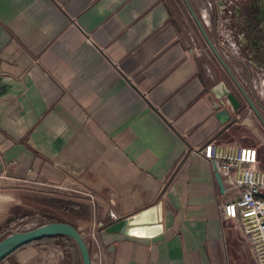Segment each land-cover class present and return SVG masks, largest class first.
Masks as SVG:
<instances>
[{"label":"crops","instance_id":"1","mask_svg":"<svg viewBox=\"0 0 264 264\" xmlns=\"http://www.w3.org/2000/svg\"><path fill=\"white\" fill-rule=\"evenodd\" d=\"M191 2L0 0V77L24 85L0 99V171L87 197L92 214L78 227L92 264H255L222 216L239 191H224L197 152L211 139L240 144L244 124L216 116L235 92ZM199 18L230 65L224 39ZM249 121L262 133L264 121ZM133 217L126 233L120 222ZM80 256L40 243L0 264Z\"/></svg>","mask_w":264,"mask_h":264},{"label":"built area","instance_id":"2","mask_svg":"<svg viewBox=\"0 0 264 264\" xmlns=\"http://www.w3.org/2000/svg\"><path fill=\"white\" fill-rule=\"evenodd\" d=\"M197 1L200 14L209 17L206 5L202 0ZM239 66L241 72L237 75L241 76L236 77L233 72L237 82L233 80L240 96L232 92L234 99L228 96L225 98L224 104L231 113V118L226 123L245 125L249 116H256L264 121V74L246 72L241 65ZM250 93L254 95V99ZM197 152L216 165V171L224 184V191H239L236 199L223 204V219L237 222L250 246L255 264H264V168H260L259 148L241 144L227 145L211 139L199 146ZM11 182L21 181L11 179L4 171H0V185ZM89 196L93 201L94 197ZM90 236L97 242L96 229Z\"/></svg>","mask_w":264,"mask_h":264},{"label":"rangeland","instance_id":"3","mask_svg":"<svg viewBox=\"0 0 264 264\" xmlns=\"http://www.w3.org/2000/svg\"><path fill=\"white\" fill-rule=\"evenodd\" d=\"M191 1L193 7L197 9V7H199V1ZM229 63L236 77L241 76L237 75L238 72H241L239 63L232 60L230 57ZM230 84L234 92L240 96L238 90L236 89L235 82L231 76ZM250 96L254 99V95L250 93ZM249 118L252 121L254 120L258 127L261 126L258 117L249 116ZM260 131H262V133L255 132V130L251 127V122L249 119H247V124L240 126L238 139L240 140L241 145L255 147L260 145V148L258 147L260 160L262 163H264V130L261 129ZM0 194H2L0 195V228L6 230L4 235L10 233L11 230H16L17 228H19L18 231L33 229L37 227L38 223L42 220L45 223L51 222V220L48 218L49 215H56L59 218L68 219L74 222L76 225H79V222H81L82 219H79L78 216H70L64 211L56 210L54 208L56 201L59 199H65L77 203H86V205L90 207V203H88V201L85 199L87 197L79 192L30 182L21 181L1 184ZM90 211L92 214L91 208ZM28 212L31 214L28 217H25L24 214ZM11 219H13L15 222L9 226L8 222ZM70 257L67 259L68 264L73 263V259L70 260Z\"/></svg>","mask_w":264,"mask_h":264},{"label":"flooded vegetation","instance_id":"4","mask_svg":"<svg viewBox=\"0 0 264 264\" xmlns=\"http://www.w3.org/2000/svg\"><path fill=\"white\" fill-rule=\"evenodd\" d=\"M202 1L208 9L211 29L224 39L230 58L246 72L264 74V0ZM193 9L200 16L199 7Z\"/></svg>","mask_w":264,"mask_h":264},{"label":"water","instance_id":"5","mask_svg":"<svg viewBox=\"0 0 264 264\" xmlns=\"http://www.w3.org/2000/svg\"><path fill=\"white\" fill-rule=\"evenodd\" d=\"M190 9L191 12L200 25V28L202 29V32L204 33V36L206 37L209 45L212 47L215 54L220 59L222 65L224 68L230 72L232 78L237 82L235 75L233 72L229 69L227 63L223 59V57L219 54L217 49L214 47L213 42L211 41L206 29L204 28L199 16L193 9L191 5ZM0 99L5 98L8 96H18L24 91V85L15 79L2 76L0 77ZM234 95L232 93H229L228 97L231 99H234ZM249 99V98H248ZM250 101V99H249ZM216 116L220 119V121L225 124L230 118L231 113L230 111L225 108L218 112ZM214 167L216 169V165L214 164ZM217 180L224 190V184L222 181V178L220 174L216 173ZM160 209V207H158ZM161 220V217H159V220ZM139 218L133 217L131 219H128L126 221L120 222L122 227L124 226V230L127 233L129 230L128 228H131L133 226L139 225ZM56 235H63L72 238L79 246L80 255L82 264H92V256L90 253L89 245L85 241L84 237L81 234V231L78 228H75L73 225L67 222H46L44 225L35 227L33 229H28L25 231H15L11 230L10 233L2 236L0 238V262L3 261L6 257H8L10 254H12L14 251L19 249L20 247L27 245L28 243L34 242L39 239H43L46 237L56 236Z\"/></svg>","mask_w":264,"mask_h":264},{"label":"trees","instance_id":"6","mask_svg":"<svg viewBox=\"0 0 264 264\" xmlns=\"http://www.w3.org/2000/svg\"><path fill=\"white\" fill-rule=\"evenodd\" d=\"M54 208L56 210H62L64 211L66 214L68 215H75L78 216L79 219L82 220H87L91 217V211H90V207H88L86 205V203H77V202H73V201H69V200H65V199H59L56 201V204L54 206ZM31 213H26L24 214L25 217H28ZM49 220H51L52 222H67L70 223L71 225H73L75 228H78V225H76L74 222L68 220V219H64V218H59L56 215H49ZM15 221L13 219H11L8 222V225L11 226ZM45 222L42 220L38 223V226L44 225ZM9 228V227H8ZM7 228V229H8ZM6 230H3L0 228V238L4 235ZM82 236L84 237L85 241L88 242V236L81 232ZM40 243H56V244H60L63 245L66 249V253L67 255L70 254V251H72L73 249H76L79 252L80 255V250H79V246L76 243V241H74L72 238L67 237V236H63V235H56V236H51V237H46L43 239H39L36 240L34 242L28 243L27 245H24L22 247H20L19 249L28 246L30 244H40ZM17 249V250H19ZM16 250V251H17ZM14 251V252H16ZM13 252V253H14ZM80 263H82L81 260V256H80Z\"/></svg>","mask_w":264,"mask_h":264}]
</instances>
